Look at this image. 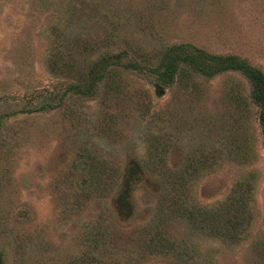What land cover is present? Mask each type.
I'll return each mask as SVG.
<instances>
[{
    "label": "rangeland",
    "instance_id": "rangeland-1",
    "mask_svg": "<svg viewBox=\"0 0 264 264\" xmlns=\"http://www.w3.org/2000/svg\"><path fill=\"white\" fill-rule=\"evenodd\" d=\"M83 41L149 69L186 43L264 73V0H0V264H264L245 75L186 66L164 85L115 65L92 95L66 92L77 74L51 60L86 75Z\"/></svg>",
    "mask_w": 264,
    "mask_h": 264
},
{
    "label": "trees",
    "instance_id": "trees-1",
    "mask_svg": "<svg viewBox=\"0 0 264 264\" xmlns=\"http://www.w3.org/2000/svg\"><path fill=\"white\" fill-rule=\"evenodd\" d=\"M70 43H76L75 45H80L81 41L79 38H75V40L71 41ZM96 46L97 45L89 43L88 41H83V47L85 50L84 52L94 55L93 60L87 65L88 68L86 70L88 71L86 72V75H83L80 72H70L69 70L73 69V66L63 59L64 54L60 55L59 52L54 53L55 56L53 60H51L53 63L50 70L57 72V70L60 69V73L62 74L63 72H66L67 75L75 76V74H77L79 82L70 85L66 89V92L71 90L72 92L80 95H92L98 83L102 79H105L107 75H112V77H114L113 74L115 73H110V71L115 67V65L139 72H142L144 69H146L149 73L155 75L158 81L164 85L175 82L177 80L178 74H180V72L186 66L190 67L192 71L197 72L205 77H212L218 73L228 70H236L245 75V77L250 82L251 99L258 106L259 119L264 123V73L259 68L252 66V64H248L247 61L239 58L236 55L211 54L199 47L186 43L172 44L165 51L160 62H158L159 64L156 67L149 69L144 68L143 65H139L137 61H133L132 59L122 62L123 58L127 55L126 53L99 52L97 50L98 46ZM62 52L63 51H61V54ZM55 58H61L60 60L63 61V63H60V65L57 64L58 59ZM57 65L61 67L56 69ZM78 73H80V75ZM92 167H94L90 173L92 176L96 175L97 177H100V175L103 176L106 172L105 168L101 165L98 168L96 165H92ZM232 216V219L228 218L227 220L220 218L221 220H218V223L215 225L217 226L218 232L222 235H229L230 232L234 230L236 223H232L231 221H233V219L237 221V212H233ZM212 219L216 218H212V216L202 217L203 222L209 226L213 225L214 221Z\"/></svg>",
    "mask_w": 264,
    "mask_h": 264
}]
</instances>
